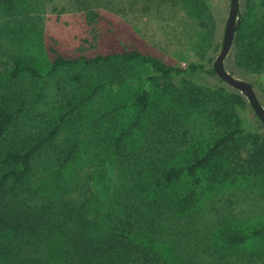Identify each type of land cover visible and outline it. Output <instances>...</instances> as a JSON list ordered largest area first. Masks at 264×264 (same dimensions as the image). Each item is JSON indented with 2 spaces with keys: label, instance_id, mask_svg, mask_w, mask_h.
<instances>
[{
  "label": "trees",
  "instance_id": "obj_1",
  "mask_svg": "<svg viewBox=\"0 0 264 264\" xmlns=\"http://www.w3.org/2000/svg\"><path fill=\"white\" fill-rule=\"evenodd\" d=\"M249 4L254 9L241 18L234 55L240 67L260 74L264 72V15L260 13L264 0ZM131 64L147 69L140 77L144 83L179 79L180 85L174 86L178 97L168 92L158 98L144 86L126 102L113 99L110 111L99 119V128L104 118L117 120L118 110L132 108L133 114L126 122H113L116 132L103 145L106 157L99 160L111 157L117 175L116 182L109 179L103 186L98 179L99 173L106 174L102 166H78L81 140L63 144L57 138L79 108L107 85L123 83L122 71ZM2 65L11 69L4 68L5 75L0 76V264H172L165 243L179 234L177 225L194 219L198 205L206 204L215 189L240 176L256 175L264 181V132L249 130L236 108L247 102L245 96L227 94L224 88L212 91L194 79L205 73L223 81L210 57L181 68L138 49L93 57L56 52L44 75L20 59H0ZM63 71L64 76L55 78ZM22 73L55 80L66 100V110L45 130L21 129L31 120ZM62 79L82 90L69 97ZM189 107H202L224 132L188 157L151 159L156 152L153 143L175 134L183 113L189 117ZM95 149L98 153L100 145ZM252 235H264V228ZM244 238L227 235L224 242Z\"/></svg>",
  "mask_w": 264,
  "mask_h": 264
},
{
  "label": "rangeland",
  "instance_id": "obj_2",
  "mask_svg": "<svg viewBox=\"0 0 264 264\" xmlns=\"http://www.w3.org/2000/svg\"><path fill=\"white\" fill-rule=\"evenodd\" d=\"M250 1L240 0L241 18L253 12ZM229 9L230 0L0 1V59L32 63L43 75L56 52L66 57H93L138 49L160 57L167 65L181 68L208 57L214 62L222 46ZM260 13L264 15V7H260ZM225 66L234 76L254 83L264 105V72L256 74L240 67L235 60L234 47L225 59ZM6 67L11 69L10 66H0L1 77L5 75ZM146 70L140 64L126 66L122 71L125 81L107 85L102 93L67 120L58 135V142L63 144L74 138L81 140L82 155L78 166L82 169H87L89 164H98V168L102 166L106 174L99 173L98 179L103 186L109 179L112 183L117 181L112 158L99 160L101 156L106 157L103 145L116 132L113 122H126L133 114L132 108L118 110L114 112L117 120H110L111 116L104 118L99 128V119L110 111L113 99L123 98L121 100L126 102L125 98L132 97L144 86H148L158 98L168 92L178 97L174 86L180 85L179 79L174 80L175 84L161 79L144 83L140 77L147 74ZM64 73L55 78L64 76ZM22 78L29 93L26 105L31 120L21 129L28 132L45 130L60 112L66 110V100L57 90L55 80L33 77L28 73H22ZM194 79L212 91L224 88L227 94H242L205 73ZM62 81L69 97L82 90L68 79ZM236 108L249 130L264 132L248 100L238 103ZM187 113H190L188 118L184 113L179 118L181 123L178 122L175 134L168 138L161 136V142L153 143L152 150L156 152L151 159L168 161L171 157L175 160L188 157V153L200 151L224 132V128L216 125L202 107H189ZM96 144L100 145L98 153ZM182 224L177 225L179 234L174 235L173 241L169 239L165 243L172 264H264V235H252L254 230L264 228V181L256 175L228 180L213 191L206 204L198 205L194 219L182 221ZM227 235L246 238L228 243L224 242ZM49 248L51 254L52 242Z\"/></svg>",
  "mask_w": 264,
  "mask_h": 264
},
{
  "label": "water",
  "instance_id": "obj_3",
  "mask_svg": "<svg viewBox=\"0 0 264 264\" xmlns=\"http://www.w3.org/2000/svg\"><path fill=\"white\" fill-rule=\"evenodd\" d=\"M241 22L240 0H230V9L225 24L221 49L213 62L218 77L224 82L239 90L248 100L255 114L264 126V105L250 81L234 76L225 66V59L229 55L234 38Z\"/></svg>",
  "mask_w": 264,
  "mask_h": 264
}]
</instances>
